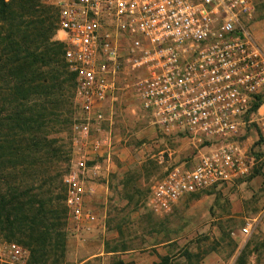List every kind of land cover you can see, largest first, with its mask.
Wrapping results in <instances>:
<instances>
[{
	"label": "built area",
	"instance_id": "built-area-1",
	"mask_svg": "<svg viewBox=\"0 0 264 264\" xmlns=\"http://www.w3.org/2000/svg\"><path fill=\"white\" fill-rule=\"evenodd\" d=\"M51 4L81 115L71 126L77 162L61 179L70 219L95 222L85 207L93 193L86 183L110 161L113 104L128 81L162 135L189 137L204 149L193 167L175 166L152 185L149 212L167 214L183 196L264 168V103L253 109L264 96V43L251 32L257 0ZM27 257L21 245L0 240V264H25Z\"/></svg>",
	"mask_w": 264,
	"mask_h": 264
},
{
	"label": "rangeland",
	"instance_id": "rangeland-1",
	"mask_svg": "<svg viewBox=\"0 0 264 264\" xmlns=\"http://www.w3.org/2000/svg\"><path fill=\"white\" fill-rule=\"evenodd\" d=\"M31 3L42 12L41 17L47 12L54 23L53 41H58L51 0ZM251 27L253 37L263 44L264 0H257ZM128 84V88L121 86L113 104L110 161L100 162L99 177L86 183L93 193L87 195L85 207L94 214V223L78 225L70 219L61 190L62 176L78 158L71 126L81 115L73 85L62 90V98L49 111L39 136H46L41 144H49L52 151H31L19 139L13 146L21 149V156L12 157L0 149V189L19 185L20 189H34L33 193L37 189L53 191L45 196L57 206L64 240L63 249L53 251L50 261L158 264L165 259L164 264H264V181L260 175H251L236 187L220 186L183 196L167 214L155 215L145 208L152 185L175 166L193 167L204 149L189 137L162 135L141 109L131 82ZM14 164L16 170H12ZM30 165L43 173L33 177L27 170ZM247 226L248 234H244ZM8 233L1 225L0 240L8 239ZM10 239L27 251L25 264H29V249L17 237Z\"/></svg>",
	"mask_w": 264,
	"mask_h": 264
},
{
	"label": "trees",
	"instance_id": "trees-1",
	"mask_svg": "<svg viewBox=\"0 0 264 264\" xmlns=\"http://www.w3.org/2000/svg\"><path fill=\"white\" fill-rule=\"evenodd\" d=\"M40 13L31 0H0V30L4 29L0 32V149L12 157L23 154L13 146L16 139L27 142L26 148L34 152L51 148L41 144L46 140V136L39 137L42 128L49 111L60 102L62 90L70 85L75 89L74 75L63 59V45L53 41L54 23L47 12L43 17ZM255 98L253 109L264 103V96ZM16 169L12 165V170ZM27 170L33 177L43 173L35 165ZM254 174L264 181L262 165L255 166ZM33 191L19 185L0 189V227L9 232L3 241L14 242L10 238L15 237L21 240L19 243L30 251L29 264H58L59 259L52 263L50 256L63 249L64 223H59L61 216L52 198L46 199L45 195L51 196L53 191ZM164 263L162 259L158 264Z\"/></svg>",
	"mask_w": 264,
	"mask_h": 264
},
{
	"label": "crops",
	"instance_id": "crops-1",
	"mask_svg": "<svg viewBox=\"0 0 264 264\" xmlns=\"http://www.w3.org/2000/svg\"><path fill=\"white\" fill-rule=\"evenodd\" d=\"M246 144H247V146H250V141L248 140V141H246ZM166 174V173H165ZM165 176V175H164ZM163 176V177H164ZM162 177V178H163ZM250 177V176H249ZM252 177V176H251ZM248 178V177H247ZM247 178H245V179H242V180H237V181H235L234 183H232V184H229V185H222L221 187H226V188H232V187H236V186H239V184H244L245 183V181H246V179ZM217 188H219V187H217ZM191 195V194H190ZM175 206V205H174ZM173 206V207H174ZM172 207V208H173Z\"/></svg>",
	"mask_w": 264,
	"mask_h": 264
}]
</instances>
